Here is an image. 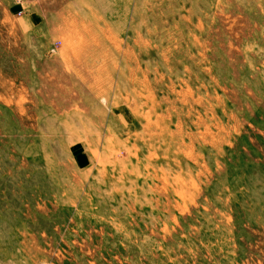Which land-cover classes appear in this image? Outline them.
Returning a JSON list of instances; mask_svg holds the SVG:
<instances>
[{
	"label": "rangeland",
	"instance_id": "rangeland-1",
	"mask_svg": "<svg viewBox=\"0 0 264 264\" xmlns=\"http://www.w3.org/2000/svg\"><path fill=\"white\" fill-rule=\"evenodd\" d=\"M0 264H264V0H0Z\"/></svg>",
	"mask_w": 264,
	"mask_h": 264
}]
</instances>
